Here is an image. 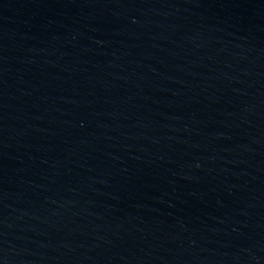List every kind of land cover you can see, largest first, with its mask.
Here are the masks:
<instances>
[{
	"label": "water",
	"instance_id": "obj_1",
	"mask_svg": "<svg viewBox=\"0 0 264 264\" xmlns=\"http://www.w3.org/2000/svg\"><path fill=\"white\" fill-rule=\"evenodd\" d=\"M0 264H264V0H0Z\"/></svg>",
	"mask_w": 264,
	"mask_h": 264
}]
</instances>
